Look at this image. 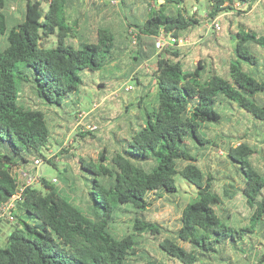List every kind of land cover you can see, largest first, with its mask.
Masks as SVG:
<instances>
[{"label":"trees","instance_id":"16d2710c","mask_svg":"<svg viewBox=\"0 0 264 264\" xmlns=\"http://www.w3.org/2000/svg\"><path fill=\"white\" fill-rule=\"evenodd\" d=\"M25 1L21 21H14L8 19L10 0H0V206L18 189L17 169L36 176L34 161L45 157L53 143L57 147L64 143L63 135L61 140L54 136L47 110L66 112L67 102L86 84L83 73L106 70L130 55L131 28L138 32L140 62L155 56L149 75L157 95L150 104L145 102L148 95L140 97L139 128L124 137L125 144L104 146L97 161L77 158L66 148L61 151L59 158L75 159L83 177L91 182L89 214L42 177L45 191L36 185L26 188L11 211L17 223L8 219L12 230L7 247L0 248V264H137L150 239L157 243L163 259L148 264H222L230 243L235 246L241 234L251 229L237 230L218 215L216 208L225 197L214 190V177L198 166L199 157L204 149L219 150L225 143L228 161L244 178L243 195L257 210L255 220L264 214V175L252 161L257 149L245 141L246 135L236 140L225 134L210 139L203 128L222 125L225 115L215 106L224 102L264 122L260 99L264 56L259 53H264V33L253 29L231 33V40L236 37L235 58L221 74L203 58L187 69L190 52L184 47L156 50L152 37L187 38L204 24L185 15L186 0H163L160 10H151L143 22L124 23L125 16L122 21L114 17L96 29L88 14H75L74 0ZM204 1L210 22L235 10L236 2L248 10L258 2ZM52 37L56 42L49 46ZM124 39L127 43L122 46ZM26 87L33 95L29 103L21 99ZM48 162L57 166L53 160ZM178 175L198 188V196L184 207L178 226L169 230L147 213L153 200L177 193ZM123 215L130 217L131 231L118 237L112 224Z\"/></svg>","mask_w":264,"mask_h":264},{"label":"rangeland","instance_id":"374dc122","mask_svg":"<svg viewBox=\"0 0 264 264\" xmlns=\"http://www.w3.org/2000/svg\"><path fill=\"white\" fill-rule=\"evenodd\" d=\"M25 2V0H10L8 19L21 21L25 10ZM97 3H99V7ZM43 4L48 8V2L43 1ZM163 4L164 1L156 0H125L124 4H122L121 0H119L118 4H113L111 0H89L86 4V8L88 9V13H90L88 14L90 25H93L96 29L98 25H107L112 19H114V17H117L122 21L125 16L127 20H124V23L143 22L145 18H147L146 10H158ZM185 4L186 16H193L204 22L200 28L206 25L207 21H209L205 32L207 33V36L204 35V30H201V32L197 33L193 38L210 37V40L207 42V47L212 46V49L207 48L205 45L204 49L208 50L204 57L206 60L211 59L210 62L214 63V67L221 74L224 73V69L227 67L228 63L235 58L236 37L234 36V39L231 40V33L234 35V33L242 32L244 29H253L258 33H264V15H262V12H258L251 16V14H249L250 10L239 2L234 4L235 10H232L227 15L218 17L222 21V36L216 35L213 29H208L211 22L207 16L208 10L204 0H201L200 2H197L196 0H186ZM200 28L198 29L199 31ZM130 32H132L131 39L133 40L131 52L128 56L130 58L126 56L121 59L119 64H117L119 67H122V70L119 71L120 73L122 72V75L117 74L116 70H110L109 68L94 73H83L82 76L86 84L81 90L72 95V98L67 102V105L70 106L72 110L64 112L63 110L58 109V114L53 109L47 110V118L50 128L55 132L54 136L58 138V140H61L60 137L62 136L58 131L61 130V128L70 126L69 132L70 129L71 132H66L67 134L66 136L64 135L63 142H70L66 149L69 152L76 154L77 158L82 156L87 160L97 161L99 153L104 146L111 142L118 146L125 144L124 137L129 136L133 128L138 129L141 122L140 113L142 109H140L138 104L140 97L148 95L145 102H148L149 104L156 99L157 88L150 77L149 72L143 75L140 74V76L137 72L134 76L135 79L130 80V74L132 71L129 70L127 72V70L130 69L128 67L131 66L129 61L131 59L133 60L134 55L137 54V44L134 43V40H136L138 34L136 28H131ZM189 34L192 36L191 33ZM190 36L187 38L190 40L191 44L184 47L193 44ZM55 42L56 38L52 37L49 40V46H54ZM126 43L127 41L124 39L122 46L126 45ZM222 47L223 49H221ZM259 53L261 56H264L262 51ZM194 57L195 55L191 57V60L189 57V60L186 61L187 69L194 68L197 63H199L201 58L195 63ZM242 66L244 67V70L249 71L248 65L243 64ZM144 76H146V78ZM137 79H140L139 85L137 84ZM101 82L107 83L108 86L101 87L99 85ZM123 84L131 86L132 91L128 93H125L123 90L119 91ZM114 91H118V95L111 94ZM110 94L111 96H109ZM106 96H108V98L105 99ZM31 97H33V95L30 92V89L26 87L21 99L22 101H27L29 103L32 102ZM260 99L261 101H264V94H262ZM101 101L102 105L100 106V109H98L94 115L90 113L95 107V104H99ZM215 109L225 115L223 123L222 125L204 126L203 133L205 137L211 139L217 137V135L225 134L231 138L233 136V140H236L239 137L246 135L247 139L250 140V143L252 142L256 145L257 149V153L253 155L252 161L257 167L260 165L264 168V122L252 118L244 110L229 102L218 104L215 106ZM73 110H76L75 115L72 114ZM81 114L85 116V119L82 125L77 127L76 125L79 123V115ZM87 121L93 122L98 127V130L93 134H88L82 131L83 127L87 125L85 124ZM225 139L228 138L225 137ZM224 145L225 143L221 144V149L223 151ZM51 147L57 149L55 143H53ZM220 151V149L217 150L214 147L204 149L199 157L198 166L203 170L205 175H217L219 172V175L217 176L219 178L224 177L226 183L232 184L237 190L238 185L244 183L240 174L241 171L237 166L229 165V163L227 164L225 162L226 160H224L225 154L221 155L219 153ZM44 156L47 157L48 152H46ZM204 156H206V160H204ZM255 158L259 160L260 164L256 162ZM52 160L57 166L55 167L49 162H45L39 168V177L56 185L62 194L69 197L73 203L79 206L85 213L89 214L91 210L87 193L90 191L91 182L83 177V171L79 169L76 160H70L69 162L62 161V158ZM67 167L69 168L68 171ZM86 175V177H92L88 174ZM17 176H19V174H17ZM54 179H57L58 182L55 183ZM175 179L178 187L177 193L173 195L164 194L163 198L153 200L154 205L151 206L147 213L148 218L163 224L168 227L169 230L175 229L178 226L184 207L188 203L194 201L198 196V188L196 186L179 175L176 176ZM20 180L24 182L22 177ZM220 184L221 183L218 182L217 190H220ZM33 185H36V187L45 191V189L42 188L40 179ZM237 193L239 194V190ZM217 212L223 218L220 208L217 209ZM15 213L25 219V216L22 213L18 211ZM9 221L11 222V220ZM9 221L6 217L1 218L0 220V248L7 247L6 237L12 230ZM229 222L234 225L236 224L232 220H229ZM14 223H17L16 219H14ZM112 230L118 237H122L130 232V217L128 215L118 217L112 224ZM166 234L169 236L171 235V233L168 232H166ZM139 257L137 264H148V261L155 262L163 259L161 252L158 250L157 243L153 239L144 243ZM241 257L239 251H235V264H242ZM223 263L230 264V261L227 260Z\"/></svg>","mask_w":264,"mask_h":264},{"label":"crops","instance_id":"0c3cea01","mask_svg":"<svg viewBox=\"0 0 264 264\" xmlns=\"http://www.w3.org/2000/svg\"><path fill=\"white\" fill-rule=\"evenodd\" d=\"M88 1L89 0H74V3H75L74 6L76 9L75 14L77 16H81L82 14H84V15L90 14L87 11L88 9L86 8V4ZM97 5L99 7V3H97ZM160 8L158 10H160ZM151 10L153 11V9L146 10L147 11V17H148V14L151 12ZM158 10H155V11H158ZM249 12H250L249 14H251V16L255 15L258 12H262V15H264V0H258V2L252 7V9ZM86 20L87 19L84 16V21H86ZM207 23H209V21H207ZM207 23H206V25H204L203 27L200 28V31L197 29V27L195 29H193L192 31H190L192 36H190V34L188 36L191 37L193 44L189 45L187 47H184L185 49H187L190 52V58H189L190 60H191V57H193L195 55V57H194L195 63H197V61H199V59L202 57H203V60H205V61H208V62L211 61V59L206 60V58L204 57V55L206 54V51L208 50V49L206 50L204 48H205V45L207 47V42L210 40V37H207V38L206 37H203V38L202 37L201 38L195 37V38H193L194 36L197 35V33H200L201 30H204V35L207 36V33H205L207 25H208ZM219 36H222V21H221V32H220ZM148 42L153 43V40L148 39ZM207 48L212 49V46H209ZM221 49H223V47ZM134 57H138V59H133V60L131 59L129 61V64L131 66L128 67L130 69H128L127 72L129 70L132 71V73L130 74V77L133 74H136L137 72L139 73V76H140V74H142V75L146 74L147 71L144 70L145 66L150 65V68H151V65L154 64V62H155V56H152V57H150L144 61H141V62L139 60L138 54H135ZM128 58H130V57H128ZM120 62H121V60L117 61L116 63H113L108 68L110 70L111 69L116 70L117 74L122 75L121 74L122 72L121 73L119 72L120 70H122V67H119L117 65ZM144 77L146 78V76H144ZM144 79H143V81H144ZM99 85H101L103 87L108 86L107 83H105V82H101V83H99ZM114 92H112L111 94H114ZM111 94L109 96H111ZM106 98H108V96H106L105 99ZM73 101H74V98H73ZM101 105H102V101L99 103V107L93 108L90 111V113H92L94 115L97 112V110L100 109ZM67 110H72V108H70V106H68ZM72 114L75 115L76 110H73ZM90 116H92V115H90ZM92 117H90V118H92ZM85 124L91 125L94 123L87 121ZM69 128H70V126L61 128V130H59L58 133L62 134L64 136L65 133L67 131H69ZM70 132H71V129H70ZM70 132H68V133H70ZM245 137H246L245 140L250 142V140L247 139V136H245ZM238 144H239V142L236 143V145H238ZM254 146L256 147V145H254ZM220 150L221 151L219 153L221 155L225 154V152L222 149H220ZM206 156L203 157L204 160L207 159ZM224 160H226L225 162L227 164L229 163V165H232L228 161L226 154H225ZM255 160L257 163H259V160H257V158H255ZM258 167L264 175V168H262V166H260V165ZM237 172H239V171H237ZM217 175H219V172ZM217 175L216 174L212 175L214 177V180H213L214 190L216 192H218L220 195H222L223 197H225L223 205L216 208V211H217V209L220 208V210L222 211L223 218L219 214L218 215L223 220L227 221V223L229 225L236 228L237 230L251 229L250 232H244L241 234V236H240L241 238L238 239L237 244L235 246H234V244H232L233 242L230 243L228 249H226V252H224L225 261L229 260L230 264H235L234 253H235V251H239V253L242 256L241 257L242 264H264V214H263L261 219L255 220V217H256L255 215H256L257 210L255 207H251V205L248 203L247 198L243 195L242 189L244 187V183L239 184L238 189L236 190L232 184L226 183V180L224 177L219 178ZM241 177H242L243 182H244V178H243L242 174H241ZM218 182L221 183L220 184L221 185L220 190L216 189L218 186ZM238 190H239V194L237 193ZM229 196H232V198H230ZM229 220L234 221L236 224L234 225V224L230 223ZM7 238H8V236L6 237V240H7ZM222 264H225V263L222 262Z\"/></svg>","mask_w":264,"mask_h":264},{"label":"built area","instance_id":"2783aa9c","mask_svg":"<svg viewBox=\"0 0 264 264\" xmlns=\"http://www.w3.org/2000/svg\"><path fill=\"white\" fill-rule=\"evenodd\" d=\"M111 2L113 4H118L119 0H111ZM208 29H213L214 32L219 35L221 32V21L219 18L214 19L210 25ZM154 39V43H155V47L157 52H160L166 48H170V47H184L188 44H191L190 40L188 38H176L174 36L170 35H165V34H161L159 36H154L152 37ZM134 43H137V36H136V40H134ZM150 65H146L145 66V70L147 72L150 71ZM135 74H133L130 77V80L135 79L134 78ZM123 90L125 93H128L130 91H132V87L129 86L128 84H123L122 87L119 89V91ZM118 91L114 92V94L118 95L117 93ZM99 104H95L94 108H98ZM85 119L84 115H79V123L77 124L78 126H81L83 121ZM98 130V127L95 124H91V125H86L83 127L82 131L83 132H95ZM70 144V142L66 141L63 143L62 146L57 147V149L51 148L48 152V156L47 157H39L34 161V164L37 168V174L36 176H31L28 172L22 170V169H17L16 173L19 174L18 176V181H19V186L18 189L15 193V195L5 204L0 206V219L3 217L8 218L9 220H11V222H13V218L11 217V211L15 208V205L17 202L21 201L24 195V192L26 190L27 187L32 186L35 182H38L40 177H39V168L45 163L48 162L52 159H57L59 158L61 151L68 147ZM21 177L24 179V182H22L20 179ZM54 182L57 183L58 180L54 179Z\"/></svg>","mask_w":264,"mask_h":264},{"label":"water","instance_id":"95a60500","mask_svg":"<svg viewBox=\"0 0 264 264\" xmlns=\"http://www.w3.org/2000/svg\"><path fill=\"white\" fill-rule=\"evenodd\" d=\"M160 1H163V0H160Z\"/></svg>","mask_w":264,"mask_h":264}]
</instances>
